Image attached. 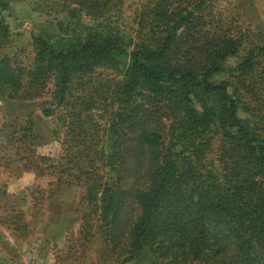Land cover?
Returning <instances> with one entry per match:
<instances>
[{
	"label": "trees",
	"instance_id": "obj_1",
	"mask_svg": "<svg viewBox=\"0 0 264 264\" xmlns=\"http://www.w3.org/2000/svg\"><path fill=\"white\" fill-rule=\"evenodd\" d=\"M9 3L0 97L49 94L62 119L54 159L29 149L30 112L12 127L24 169L52 160L31 200L77 187L84 242L117 264H264V31L217 0H65L23 66L3 52Z\"/></svg>",
	"mask_w": 264,
	"mask_h": 264
},
{
	"label": "rangeland",
	"instance_id": "obj_2",
	"mask_svg": "<svg viewBox=\"0 0 264 264\" xmlns=\"http://www.w3.org/2000/svg\"><path fill=\"white\" fill-rule=\"evenodd\" d=\"M64 1L10 0L3 14L12 33L3 52L15 64L27 66L31 63L32 33H38L46 21L61 19L63 9L61 13L58 9ZM239 1L242 3L236 10L235 4ZM217 4L235 10H230L235 14L233 22L239 20L250 30L264 31V0H217ZM127 11L132 14L133 10ZM85 20L91 22L89 18ZM111 75L118 77L116 73ZM45 99H50L49 94L12 105L0 97V264H117L116 254L110 256L100 238L84 242L83 233H80L82 211L77 204L80 192L77 187L63 188L59 196L40 203L28 196L34 195L36 189L51 178L47 174L53 171L52 160L40 162L42 170L45 168V173L40 175L36 163L24 169L20 156L32 149L36 155L54 159L61 150L62 119L44 118L40 107L46 104ZM29 112L38 143L25 150L11 131L13 126L23 123ZM92 115L103 123L99 114ZM31 214L35 219L30 220Z\"/></svg>",
	"mask_w": 264,
	"mask_h": 264
}]
</instances>
